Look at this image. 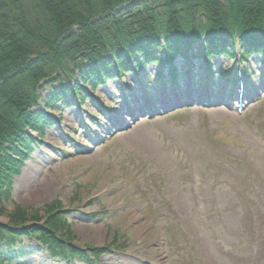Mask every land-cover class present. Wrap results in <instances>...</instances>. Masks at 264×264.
<instances>
[{"label": "rangeland", "instance_id": "rangeland-1", "mask_svg": "<svg viewBox=\"0 0 264 264\" xmlns=\"http://www.w3.org/2000/svg\"><path fill=\"white\" fill-rule=\"evenodd\" d=\"M211 65L221 84L219 73L234 62L215 58ZM242 66L254 88L232 110L196 101L132 119L121 90L155 75L156 64L97 87L74 113L64 105L60 124L44 132L15 177L0 222L22 208L41 226L69 210L73 243L105 252L91 263L63 260L25 238L33 251L24 264H264V57ZM61 79L45 84L41 108ZM105 107L120 126H110Z\"/></svg>", "mask_w": 264, "mask_h": 264}, {"label": "trees", "instance_id": "trees-1", "mask_svg": "<svg viewBox=\"0 0 264 264\" xmlns=\"http://www.w3.org/2000/svg\"><path fill=\"white\" fill-rule=\"evenodd\" d=\"M237 47L244 61L264 55V0H0V213L34 143L28 132L55 123L48 111L84 89L78 81L117 77L116 66L134 71L137 56V69L160 62L159 49L172 60L209 64L217 57L235 60ZM65 74L75 80L78 74L75 86L61 79L44 98L45 111L35 110L42 82ZM68 213L40 226L19 208L11 221L0 222V264L32 253L25 238L65 260L98 259L105 251L73 243Z\"/></svg>", "mask_w": 264, "mask_h": 264}, {"label": "bare ground", "instance_id": "bare-ground-1", "mask_svg": "<svg viewBox=\"0 0 264 264\" xmlns=\"http://www.w3.org/2000/svg\"><path fill=\"white\" fill-rule=\"evenodd\" d=\"M77 73V72H76ZM66 79V81L64 82V85H66V86H70V84L71 83H73V80L71 79V78H69V77H66L65 78ZM78 79V74H77V78H76V80ZM52 80V78L51 79H49V81H51ZM76 80L74 81V82H76ZM53 81V80H52ZM67 81L69 82V83H67ZM44 83H42L41 84V90H40V94H41V92L43 91V89L46 87V85L45 84H47V82L48 81H43ZM81 83V81L79 82L78 81V84H80ZM56 84V82H54L53 84H52V90H51V92L46 96V97H48L49 95H51L52 94V92L53 91H55V88H54V85ZM75 89V88H74ZM109 90V91H108ZM107 91H106V93H113V90L112 89H108ZM74 94L75 95H77L78 96V98L80 99V101H81V103L82 104H84V102L86 101V100H88V99H91L90 98V96L88 95V93H87V91L85 90V91H83V90H81V91H78V92H74ZM190 96V95H189ZM45 97V98H46ZM187 97V96H186ZM38 101H39V99H38ZM78 103V101L75 99V100H73V104H77ZM36 106H38V108H36ZM35 106V110H39V109H42L43 111H45V108L43 107V105H42V108H41V105H39V104H37ZM62 109V108H61ZM61 109H52V110H50V111H48L50 114H52V115H54V113L56 114L57 112H60V117H61ZM147 108H145V106H144V108L140 111H138V110H135L134 111V113H139V112H143L144 113V111L146 110ZM130 111V110H129ZM130 112H132V111H130ZM131 115H133V113H131V114H129V116H131ZM135 115V114H134ZM133 119V118H132ZM60 121V120H59ZM60 123V122H59ZM122 124V122H119L118 124H116V126H120ZM59 128H56V130H58ZM57 132V131H56ZM54 138H50V143L52 144L53 142H54ZM34 146V145H33ZM33 151V148H32V145L30 146V150L29 151H24V153H26V156H29V154H31V152ZM22 166H24L23 164H22ZM21 166V167H22ZM67 212H69V210H66Z\"/></svg>", "mask_w": 264, "mask_h": 264}]
</instances>
